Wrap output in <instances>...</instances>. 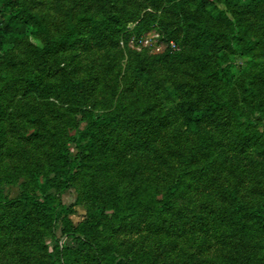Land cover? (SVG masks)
<instances>
[{
    "label": "rangeland",
    "instance_id": "rangeland-1",
    "mask_svg": "<svg viewBox=\"0 0 264 264\" xmlns=\"http://www.w3.org/2000/svg\"><path fill=\"white\" fill-rule=\"evenodd\" d=\"M203 1L220 29H228L240 15L245 17L236 44L228 38V33L218 43L225 53L219 66L212 56L203 59L206 67L223 75L217 88L233 103L236 118L249 122L253 128L250 132L256 130L264 144V91H261L264 85V8L254 7V0ZM24 3L39 13L54 33L64 31L70 13H111L119 15L132 27L137 16L141 18L151 12L156 15L157 23L140 37L147 39L148 44L142 42V45L153 49L152 52L160 44L161 50L152 55L165 52L166 41L161 36L172 33L177 44L174 52L184 55L189 51L202 57L200 52L191 49L186 39L184 14L194 11L191 9L167 12L168 4L154 7L144 0H24ZM7 18L0 15V94L6 111L0 141V191L6 201L19 202L24 193L37 195L41 201L35 191L34 178L41 181L45 175H52L51 167L56 163V154L64 139L85 125L82 111L91 113L92 117L102 115L109 97H112L113 108L126 107L133 103L136 94L142 110L137 114L128 109L119 110L121 113L117 112L113 118L117 122L108 133L105 131L106 147L115 148L117 158L112 151L107 152V160L102 156L95 158L88 155L87 150L82 152L74 143H68V156L80 159L83 167L69 187L56 195L68 209L62 217L67 216L76 226L110 197L124 196V189L130 184L125 178L129 165L140 157L154 159L160 172L153 176L160 183L166 181L168 175L164 170L178 173L181 155L188 156L197 148V136L185 131L182 125L180 107L203 103L193 89L201 85L203 72L199 63L171 59L142 62L134 50L145 48L131 41L121 44L114 34L116 28L103 27L78 34L71 45L62 48L43 65L33 52L34 47L42 44L29 32L20 41L14 39L6 24ZM233 28L236 30L237 26ZM244 47L252 49L248 52ZM243 50L245 55L240 54ZM135 64L143 66L150 76L141 79L132 70ZM225 71L231 76L229 81H226ZM252 88L261 91L258 97L253 93L249 96L246 90ZM227 115V111L219 113L218 118L215 114L214 119H207L201 125L217 139L210 158L211 167L195 172L199 182L193 190L189 211L197 209L198 214L209 209L220 211L230 205L232 195L252 208L260 207L264 198V155L259 148L243 151L235 139L230 140L228 124L222 118ZM137 145L141 153L134 151ZM101 150L104 149H98L97 153ZM154 199H160V194ZM8 208L0 202V264H35L33 248L41 241L51 252L55 243L75 249L79 239L82 240V237H67L61 233V218L52 223L50 230L42 229L35 223L33 211L32 223L15 229L9 226L4 215ZM148 210L142 209V213ZM106 214L110 217L111 210ZM104 236L115 245L112 264H136L139 256L147 259V264H213L216 250H225L224 245H216L215 237L198 230L197 226L170 230L169 226L153 224L149 215L140 216L129 228L112 229ZM249 244L250 251L260 257L259 263L264 264V234L253 235ZM84 262L88 264L86 259Z\"/></svg>",
    "mask_w": 264,
    "mask_h": 264
},
{
    "label": "trees",
    "instance_id": "trees-1",
    "mask_svg": "<svg viewBox=\"0 0 264 264\" xmlns=\"http://www.w3.org/2000/svg\"><path fill=\"white\" fill-rule=\"evenodd\" d=\"M150 3V6L159 7L163 4H168L165 9L167 12L182 10L186 11V39L195 52H200L199 55L185 53L180 55L177 51L170 48V42L173 41L172 33H161V39L166 41L165 52L161 55L148 53V49L134 50V53L139 56V59L144 62L152 59V61L161 62L164 59H171L180 63L195 61L200 64L203 75L200 77V84L193 87L194 91L202 97V105L195 107L181 106L182 125L185 131L197 136V148L188 156L181 155V166L179 171L164 170L167 172L166 181L160 183L154 178L156 172H160V168L153 162L154 159L140 157L129 165V171L126 175V180L130 183L127 189H124L125 195L120 198V194L115 197H110L108 202L88 213V218L76 226L70 221L67 216L62 215L68 212L56 195L65 191L80 170V159H71L68 154V143H74L75 146L83 151L87 150L88 155L95 158L102 156L104 160L108 159L107 152L112 151L113 157L117 158L115 148L108 150V141L105 138L109 128L113 127L114 115L127 109L131 113H139L142 108L138 104L137 95L135 100L130 105L124 107L113 108L112 97H109L107 105L104 107V113L98 117H92L91 113L82 111L85 125L81 129H76L67 136L58 153L56 154L55 164L51 167V176L45 175L41 181L37 177L35 180V191L41 196V201L37 195L24 193L21 195L19 202H8L2 196L0 191V202L8 205L6 211V220L9 226L20 230L32 223L31 211L35 216V223L44 230H50L52 223L61 218L62 229L61 233L67 237H77L79 239L78 247L75 249L67 245L60 247L55 243L51 252L48 251L44 241L35 246L34 262L35 264H112V251L115 250V245L106 241L104 235L114 229L119 231L122 228L135 225L140 216L149 215L152 217L153 224L161 227L169 226L170 230H179L190 225L198 227L211 237L216 238V245H224L225 250L218 248L213 264H262L260 257L250 251L249 242L253 240V235L264 234V198L261 199L260 207H249L244 204L241 199H236L233 195L230 199V205L224 209L213 210L209 209L204 214L197 213V209L189 211V204L192 201L193 190L196 189V184L199 182L195 172L203 171L208 166L211 167L212 153L214 152V144L216 136L210 134L201 128V125L207 119H214L215 114L224 111L228 112L227 116H222L228 124L227 136L230 140L235 139L236 145H240L243 151L259 148L260 154L264 155V144H261L259 139L260 134L256 130L250 132L252 125L246 121L241 122L240 118H236V114L232 111V104L228 99L223 97V93L217 88L219 79L223 76L217 70H210L206 67L204 59H210L212 56L219 66L220 58L225 55L221 51L218 44L225 34H229L228 38L235 41L240 38L239 27L244 23L245 17L241 15L236 17L228 29L219 28L218 23L210 12L206 10L203 0H144ZM254 7H263L264 0H254ZM79 12L77 14H69L67 25L61 33H54L45 23L44 18L39 13L34 12L24 0H0V15L7 16V26L10 30V35L16 40H22L27 36V33L42 46L34 47V55L40 64H48V60L55 56L62 48L71 45L78 34L83 31H96L106 27L111 30L115 29V36L119 38V42L126 44L131 37L139 40L141 33L148 30L151 26L157 23L154 13H147L141 18L137 16L134 20L135 24L129 27L123 22L119 15L107 14L100 12L86 14ZM226 20V17H223ZM237 26L236 30L233 28ZM264 30V24H263ZM2 33V29L0 30ZM5 32V31H4ZM176 44V43H175ZM177 45V44H176ZM243 49L251 51L252 48L244 47ZM243 50L240 54L245 55ZM210 54V55H209ZM204 58V59H203ZM141 79H147L150 73L144 71L143 66L136 65L132 69ZM224 76L226 81L230 80V75L225 71ZM255 80L256 76L252 77ZM250 96L253 93L256 97L264 91V85H261V91L258 88L246 90ZM264 93V92H263ZM262 93V94H263ZM1 96V94H0ZM239 111L244 112L239 106ZM5 107L3 97H0V141L3 136V124L5 117ZM262 114V113H260ZM214 116V117H213ZM264 142V141H263ZM139 145L135 146V152L141 153ZM98 149L101 152L98 154ZM82 156V155H81ZM107 166L106 162H104ZM83 167V166H82ZM200 167V168H199ZM177 169V170H178ZM162 171V170H161ZM198 181V182H197ZM55 193H52V191ZM160 194V199H154ZM181 203V206H180ZM3 208V207H2ZM149 210L142 213L143 210ZM111 210L110 217L107 211ZM174 212V213H172ZM2 219V217H0ZM2 221L0 220V229ZM104 236V237H103ZM215 245V246H216ZM255 248V247H254ZM143 252V251H141ZM148 260L142 257H137L136 264H147ZM117 264V262H116ZM171 264V263H168Z\"/></svg>",
    "mask_w": 264,
    "mask_h": 264
},
{
    "label": "built area",
    "instance_id": "built-area-1",
    "mask_svg": "<svg viewBox=\"0 0 264 264\" xmlns=\"http://www.w3.org/2000/svg\"><path fill=\"white\" fill-rule=\"evenodd\" d=\"M144 40V41H143ZM129 41H131V43H133L134 45H141V47H143V48H147L148 49V52L149 53H155V52H159L161 49H160V44L157 46V47H155V52H152L153 51V49H151V48H149V47H145V46H143L142 45V42H145V43H147L148 44V41H147V39H145V38H140L139 40H136L134 37H132ZM176 45H175V43H173V42H170V48H172L173 50H176L175 47ZM138 47H140V46H138Z\"/></svg>",
    "mask_w": 264,
    "mask_h": 264
}]
</instances>
